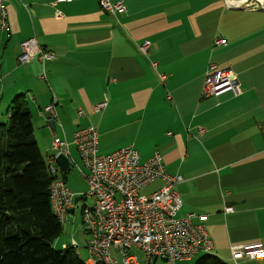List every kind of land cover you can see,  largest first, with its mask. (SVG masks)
Here are the masks:
<instances>
[{
    "label": "crops",
    "instance_id": "obj_1",
    "mask_svg": "<svg viewBox=\"0 0 264 264\" xmlns=\"http://www.w3.org/2000/svg\"><path fill=\"white\" fill-rule=\"evenodd\" d=\"M234 1L241 0H113L125 10L111 15L99 0H9L8 30H0V121L24 95L47 162L54 139L71 142L88 126L98 131L102 154L132 146L146 161L159 153L183 177L178 214L207 217L215 256L264 264V257L231 258L232 247L264 248V9ZM33 37L53 60L18 62L21 43ZM220 39L227 45H216ZM212 65L235 75L239 92L204 97ZM103 101L107 108L95 113ZM52 104L54 129L43 111ZM152 184L150 193L162 181Z\"/></svg>",
    "mask_w": 264,
    "mask_h": 264
},
{
    "label": "built area",
    "instance_id": "obj_2",
    "mask_svg": "<svg viewBox=\"0 0 264 264\" xmlns=\"http://www.w3.org/2000/svg\"><path fill=\"white\" fill-rule=\"evenodd\" d=\"M66 1L69 0H57ZM228 1L230 3L231 0ZM8 2L0 0V30H8ZM99 4L101 9L111 15L125 10L123 2L99 0ZM233 4L253 10L264 9V0H241ZM215 44L227 45L221 39L216 40ZM20 47L18 62L22 65L36 56L43 63L54 59L53 54L42 50L34 37L23 41ZM149 48L150 42L146 41L140 50L146 53ZM43 77L46 78L45 72ZM226 92H239L237 77L230 72L219 71L212 65L203 96L218 97ZM107 106V101L100 102L93 106V111L101 113ZM43 111L52 120L57 118L54 104L44 107ZM78 115L83 117L84 112L79 110ZM98 140V131L93 126L77 130L71 142L54 139L48 161L50 172L58 177L61 170L56 157L64 153L71 159V168L76 166L87 182V193L79 197L71 192L62 178H57L51 186L50 203L54 215L64 224L68 214L71 210L76 212L81 201H93L91 206L85 205L81 212L85 231L91 236L86 244L89 264H139L138 257L131 253L132 249L142 252L146 264L158 260L178 264L197 256H215L214 243L206 225L207 217L192 213L178 216L182 199L177 186L183 182V177L171 174L159 153L146 161L141 160L140 153L132 146L102 154ZM72 146L77 149L81 165L76 164L71 157ZM156 181H162L160 189L141 195L142 190ZM232 211V207L225 209L227 213ZM195 218H198V223L194 221ZM64 248H72L80 257L75 240L72 239ZM262 257V243L231 248V258L235 263Z\"/></svg>",
    "mask_w": 264,
    "mask_h": 264
},
{
    "label": "trees",
    "instance_id": "obj_3",
    "mask_svg": "<svg viewBox=\"0 0 264 264\" xmlns=\"http://www.w3.org/2000/svg\"><path fill=\"white\" fill-rule=\"evenodd\" d=\"M12 104L9 120L0 122V264H85L72 248L55 246L63 225L52 211L50 190L58 177L35 139L25 96ZM195 264L227 263L203 255Z\"/></svg>",
    "mask_w": 264,
    "mask_h": 264
},
{
    "label": "rangeland",
    "instance_id": "obj_4",
    "mask_svg": "<svg viewBox=\"0 0 264 264\" xmlns=\"http://www.w3.org/2000/svg\"><path fill=\"white\" fill-rule=\"evenodd\" d=\"M13 110V108H12ZM7 113L2 117L3 121H6L7 118ZM1 122V121H0ZM52 152V149H51ZM71 153L74 159L77 161L78 164L81 165V160L79 158V155L77 154V151L75 147H71ZM52 154V153H51ZM50 154V155H51ZM44 157L46 158L47 153L43 152ZM58 178H62V174L58 173ZM66 184L68 188L77 196H81L88 191V185L86 180L79 174V170L77 169L76 166L72 167L70 171L66 174ZM156 187V184H150L147 186L144 190L141 191V195H148L150 192ZM93 204V201L88 200V201H81L79 204L78 209L76 210L75 214H69L66 217V220L63 224V230L59 238L67 242L68 244L71 243V240H75L79 246V252L83 260H85L86 256V244L88 240H90L91 236L85 231L84 224H83V218H82V208L87 205L91 206ZM179 217L182 215L178 214ZM60 247V246H59ZM131 253L136 255L139 260V264H146L145 262V257L142 254V252L138 249H132ZM201 258V256H197L194 258L192 261L195 263ZM152 264H170L168 262L158 260L155 263ZM180 264V263H178Z\"/></svg>",
    "mask_w": 264,
    "mask_h": 264
},
{
    "label": "water",
    "instance_id": "obj_5",
    "mask_svg": "<svg viewBox=\"0 0 264 264\" xmlns=\"http://www.w3.org/2000/svg\"><path fill=\"white\" fill-rule=\"evenodd\" d=\"M48 125L50 129H54V121L51 119V117H48ZM56 163L58 167L61 169V171L64 174H67L70 171L71 168V159L66 156L64 153H59L56 157ZM71 212H74L71 210Z\"/></svg>",
    "mask_w": 264,
    "mask_h": 264
}]
</instances>
